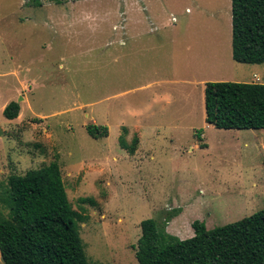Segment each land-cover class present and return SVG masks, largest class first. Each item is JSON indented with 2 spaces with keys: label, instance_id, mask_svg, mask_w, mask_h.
Returning a JSON list of instances; mask_svg holds the SVG:
<instances>
[{
  "label": "rangeland",
  "instance_id": "374dc122",
  "mask_svg": "<svg viewBox=\"0 0 264 264\" xmlns=\"http://www.w3.org/2000/svg\"><path fill=\"white\" fill-rule=\"evenodd\" d=\"M231 40V0H0V184L56 162L89 264H137L146 219L183 240L264 209V130L205 122L206 82L254 79Z\"/></svg>",
  "mask_w": 264,
  "mask_h": 264
},
{
  "label": "trees",
  "instance_id": "16d2710c",
  "mask_svg": "<svg viewBox=\"0 0 264 264\" xmlns=\"http://www.w3.org/2000/svg\"><path fill=\"white\" fill-rule=\"evenodd\" d=\"M231 15L232 60L264 64V0H231ZM19 111V104L10 102L2 115L14 120ZM204 112L205 122L216 129L264 130V84L206 82ZM86 132L93 139L108 136L106 127L96 125ZM195 136L200 140V133ZM137 142L134 137L128 146L121 140L120 146L133 154ZM82 213L72 208L56 162L10 175L0 184L3 264H89L79 234L78 224L87 220ZM191 226L194 235L180 240L153 219L142 221L137 264H264V209L210 230L200 221Z\"/></svg>",
  "mask_w": 264,
  "mask_h": 264
},
{
  "label": "crops",
  "instance_id": "0c3cea01",
  "mask_svg": "<svg viewBox=\"0 0 264 264\" xmlns=\"http://www.w3.org/2000/svg\"><path fill=\"white\" fill-rule=\"evenodd\" d=\"M257 66L258 65H248L247 69H248V71H250L253 74V78L254 79H253L252 83H254V81H255L256 83L262 84V74H261V70Z\"/></svg>",
  "mask_w": 264,
  "mask_h": 264
}]
</instances>
